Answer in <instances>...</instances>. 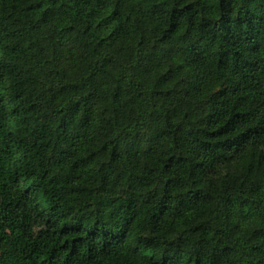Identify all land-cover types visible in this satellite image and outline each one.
Listing matches in <instances>:
<instances>
[{
  "label": "trees",
  "instance_id": "trees-1",
  "mask_svg": "<svg viewBox=\"0 0 264 264\" xmlns=\"http://www.w3.org/2000/svg\"><path fill=\"white\" fill-rule=\"evenodd\" d=\"M0 264H264V0H0Z\"/></svg>",
  "mask_w": 264,
  "mask_h": 264
}]
</instances>
